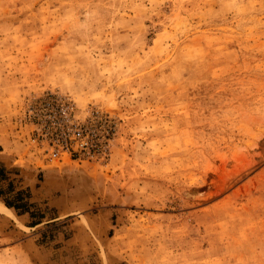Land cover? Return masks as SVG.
Listing matches in <instances>:
<instances>
[{
	"label": "rangeland",
	"instance_id": "rangeland-1",
	"mask_svg": "<svg viewBox=\"0 0 264 264\" xmlns=\"http://www.w3.org/2000/svg\"><path fill=\"white\" fill-rule=\"evenodd\" d=\"M46 91L107 156L46 159ZM2 200L0 264H264V0H0Z\"/></svg>",
	"mask_w": 264,
	"mask_h": 264
},
{
	"label": "built area",
	"instance_id": "built-area-1",
	"mask_svg": "<svg viewBox=\"0 0 264 264\" xmlns=\"http://www.w3.org/2000/svg\"><path fill=\"white\" fill-rule=\"evenodd\" d=\"M22 121L31 126L30 140L46 159L58 162L107 156L115 131L112 118L98 106L79 113L70 95L51 91L27 101Z\"/></svg>",
	"mask_w": 264,
	"mask_h": 264
},
{
	"label": "bare ground",
	"instance_id": "bare-ground-1",
	"mask_svg": "<svg viewBox=\"0 0 264 264\" xmlns=\"http://www.w3.org/2000/svg\"><path fill=\"white\" fill-rule=\"evenodd\" d=\"M0 212H5V213L11 215L12 217H15V215L11 212V210L2 204L0 205Z\"/></svg>",
	"mask_w": 264,
	"mask_h": 264
},
{
	"label": "trees",
	"instance_id": "trees-1",
	"mask_svg": "<svg viewBox=\"0 0 264 264\" xmlns=\"http://www.w3.org/2000/svg\"><path fill=\"white\" fill-rule=\"evenodd\" d=\"M1 202V201H0ZM2 202L4 203V205L7 207V208H12V206L10 204H8L6 201L2 200Z\"/></svg>",
	"mask_w": 264,
	"mask_h": 264
},
{
	"label": "crops",
	"instance_id": "crops-1",
	"mask_svg": "<svg viewBox=\"0 0 264 264\" xmlns=\"http://www.w3.org/2000/svg\"><path fill=\"white\" fill-rule=\"evenodd\" d=\"M4 204V203H3ZM12 212V211H11Z\"/></svg>",
	"mask_w": 264,
	"mask_h": 264
}]
</instances>
